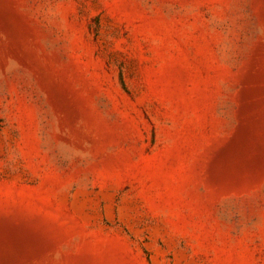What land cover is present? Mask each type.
<instances>
[{
  "label": "rangeland",
  "instance_id": "374dc122",
  "mask_svg": "<svg viewBox=\"0 0 264 264\" xmlns=\"http://www.w3.org/2000/svg\"><path fill=\"white\" fill-rule=\"evenodd\" d=\"M0 264H264V0H0Z\"/></svg>",
  "mask_w": 264,
  "mask_h": 264
}]
</instances>
